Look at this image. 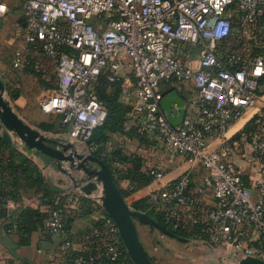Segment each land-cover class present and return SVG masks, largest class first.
I'll return each instance as SVG.
<instances>
[{"label": "built area", "instance_id": "1", "mask_svg": "<svg viewBox=\"0 0 264 264\" xmlns=\"http://www.w3.org/2000/svg\"><path fill=\"white\" fill-rule=\"evenodd\" d=\"M7 11L0 0V17ZM22 21L23 43L39 46L42 58L55 67V92L40 109L61 116L70 140L86 144L106 118L94 92L98 77L107 73L110 82L120 81L121 98L140 129L208 172L195 194L188 173L176 179L166 218L179 220L181 209L197 207L198 197L209 189L216 207L197 214L194 223L232 247L237 262L246 257L264 262V253L243 239L244 230L264 237V141L255 148L263 176L255 196L207 144L210 135L226 133L235 116L256 103L264 77V0H25ZM234 25L259 42L257 50L225 47ZM178 46L197 47L196 69L177 58ZM23 58L16 51L13 67L21 68ZM163 82L189 83L198 91L197 125L169 124L159 105ZM148 174L152 183L163 179L156 168ZM64 220V205L52 208L49 233L63 238ZM106 229V259L98 264H115L125 249L114 223ZM95 260L76 257L70 264Z\"/></svg>", "mask_w": 264, "mask_h": 264}, {"label": "crops", "instance_id": "2", "mask_svg": "<svg viewBox=\"0 0 264 264\" xmlns=\"http://www.w3.org/2000/svg\"><path fill=\"white\" fill-rule=\"evenodd\" d=\"M23 1L3 0L8 9L7 13L0 17L5 21L3 30L12 29L14 25L12 23L14 22L17 26L21 23V27L23 28L21 17L23 7L21 3ZM21 33L16 32L14 38L18 40ZM258 43L252 40L245 32H241L239 27H235L233 35L225 47L248 53L252 50H257ZM29 55L39 69L50 68L48 66L54 67L48 60V66H45L43 64L44 58L39 57L32 51H30ZM175 55L189 67L193 69L197 68V47L180 46L176 49ZM5 70H7V67L4 64V57L0 54V77L4 75ZM0 79L2 80V78ZM2 82L4 81L2 80ZM167 87H172L178 97L186 102L187 113L185 121L188 120L193 125H197L199 123L197 110V103L199 101L198 91L189 83L163 82L161 90L164 95L166 94L165 90ZM120 99L124 103L121 94ZM171 107L174 110L177 109L175 104H172ZM12 109L25 124L42 134L45 132L38 127V124L46 122L48 116H55L43 113L39 103L40 113L37 125H34L36 120L33 119V122H29L24 117L25 115L17 112L14 107ZM253 120H255L254 128L251 129L249 127L246 130L248 123ZM125 131V135L117 137L123 153L126 156L136 154L141 157L144 163L142 167L143 172L146 173L149 168H156L163 174V179L159 183L151 182L135 190H132V185L128 179H117V188L124 194L123 199L129 207L132 208L135 203L150 198L154 211L165 213L171 202L169 197L171 186L180 175L185 173H188L190 176V192L195 194L196 189L202 184L203 177L208 175L206 170L199 165L191 166L184 156L175 154L168 149L156 134L143 132L136 119L132 116H129ZM11 138L14 142L10 145L16 152L38 168L45 183L50 188L52 185L65 189V191L60 193V198H62V203L65 207L67 231L63 238L54 235L46 238L45 233L42 231L33 232L30 234L27 245H19V236L16 233L5 231L3 226L6 222L0 219V264H69L70 259L76 255L98 254L108 239L106 227L109 218L99 200L101 191L97 192L98 186L96 183L93 180H86L82 171L71 172L72 176L76 179V182H72L56 167L54 161L48 162L43 157L36 156L33 151L25 148L17 138L13 136ZM51 139L62 143L68 142V140H65L67 139L65 133L53 135ZM261 141H264V84H260L258 87L254 107L240 111L223 135L213 134L207 138L208 147L222 154L225 164L240 174L243 184L251 191L253 196H255L257 187L263 178L261 173L262 162L255 151L256 145ZM74 146L78 153H81L83 145L78 143L74 144ZM63 167L66 169V164H63ZM91 184H94V187H91ZM215 207L216 201L211 191L207 189L203 195L198 197L197 207L193 209H181V219L186 225L188 223L189 225L194 224L197 214ZM5 208L13 216L23 209H35L43 213L48 211V207L45 206L42 196L33 191L22 193L19 201H8ZM138 224L142 228L139 229L135 223L139 240L147 256L155 264L153 258H157V256L162 254L161 247L166 243L163 238L166 237H160V239L156 240L154 230H151L147 225L140 222ZM141 230L144 233L143 237L140 233ZM243 234V239L248 246H252L251 241L258 237L257 234L250 230H244ZM204 235L208 241L212 240L214 236L217 237L211 231H205ZM217 239L219 238L217 237ZM185 240L187 241L182 243L189 241V239ZM191 240L208 242L202 239ZM154 242L157 243V247L155 248L153 246ZM258 251L264 253L261 250Z\"/></svg>", "mask_w": 264, "mask_h": 264}, {"label": "trees", "instance_id": "3", "mask_svg": "<svg viewBox=\"0 0 264 264\" xmlns=\"http://www.w3.org/2000/svg\"><path fill=\"white\" fill-rule=\"evenodd\" d=\"M29 49L42 58L40 47L37 45H28ZM25 53L23 57H25ZM34 66V60L29 55L26 57ZM26 58H23V63ZM107 73L101 74L94 84V92L97 101L106 110V118L102 125L97 127L87 142L90 155L101 160L106 164L117 188V179H128L132 185V190L146 186L152 182V177L148 171H142L144 166L143 159L136 154L126 156L117 137L125 135L126 123L130 116V106L123 103L120 99L121 86L120 81L110 82ZM260 84H264V77L260 80ZM6 86V85H5ZM172 87H167L165 93L173 91ZM9 94V93H8ZM12 100H16L17 96L9 94ZM48 99V97L46 98ZM58 120L61 122V116ZM61 124V123H60ZM62 125V124H61ZM255 120L248 123L246 130L254 128ZM63 126V125H62ZM38 127L43 131L55 130L57 133H64L65 130L54 129L53 124L39 123ZM61 127V126H59ZM64 127V126H63ZM118 189V188H117ZM25 191H33L42 196L45 206L48 207L46 213L35 209H23L14 216L6 210L8 201H19L22 193ZM119 191V189H118ZM124 198V194L119 191ZM61 194L53 191L46 183L37 167L32 165L27 159L21 156L14 148L6 143L0 135V219L5 220L3 226L7 232L16 233L19 236V245H27L29 243L30 234L37 231L45 233L48 238L51 234L46 228V222L49 219V211L59 204H63ZM133 210L142 212L153 219L159 226L163 227L176 237L184 239H202L208 241L204 235L206 228L200 223L186 225L180 218L179 220H170L166 218L165 213L155 212L150 198L143 199L135 203ZM112 223L108 219V224ZM64 229L67 231V222L64 220ZM106 244L98 254L91 253L87 255H76V257H93L96 258L93 264H98L106 259ZM264 250V242L260 246ZM151 260V259H150ZM70 264V262H69ZM115 264H132L125 250Z\"/></svg>", "mask_w": 264, "mask_h": 264}, {"label": "water", "instance_id": "4", "mask_svg": "<svg viewBox=\"0 0 264 264\" xmlns=\"http://www.w3.org/2000/svg\"><path fill=\"white\" fill-rule=\"evenodd\" d=\"M4 95V83L0 79V131L3 140L8 144H12L14 141L11 136L17 138L25 148L33 151L36 156H41L48 162L54 161L56 167L72 182H76V179L71 174L72 171H82L86 180H93L100 187L101 195L99 200L101 205L108 218L116 226L119 238L132 264H153L139 240L135 221L147 225L151 230L159 231L164 236L174 238L180 242L187 241L176 237L159 226L146 214L129 207L116 188L104 162L90 154L78 153L72 143L59 142L30 128L13 111ZM172 104L176 105V110L172 109ZM159 105L170 125L179 126L184 122L187 113L186 102L178 97L176 91L166 93ZM63 164H66V169H64ZM91 187H94V184H91ZM51 188L59 193L65 191V189L52 185ZM236 264H264V262L256 258L246 257Z\"/></svg>", "mask_w": 264, "mask_h": 264}, {"label": "rangeland", "instance_id": "5", "mask_svg": "<svg viewBox=\"0 0 264 264\" xmlns=\"http://www.w3.org/2000/svg\"><path fill=\"white\" fill-rule=\"evenodd\" d=\"M23 2L21 3L22 5L24 4ZM4 25L5 21L0 18V54L4 57V64L7 67V70L4 71V75L0 77L4 81V96L17 112L25 115L24 117L29 120V122H33V119L36 120L34 125H37V119L40 113L39 103L46 100L56 89L55 68L47 65L49 60L43 59V64L50 68L39 69L26 58L29 56L31 50L29 49L30 47L23 43L22 33L18 40L14 38L16 32H22L23 30L21 23H19L18 26L15 22L12 23L13 27L9 30H3L2 28ZM18 50L22 51V53L24 51L27 56L24 57L26 60H24L22 67L16 69L13 67V59ZM8 93L17 96L16 100H12ZM45 123L53 124L56 130H65L64 133L67 135V139L65 140L75 145L78 144L69 139L70 128L64 126L60 120H58V116H48ZM44 132L43 135L48 138H52V136L56 134H64L57 133L58 131L55 132L53 129ZM81 153L86 155L90 154L87 143L83 145ZM100 191V187L98 186L97 192ZM135 223L139 229H142L138 222ZM140 233L143 237L144 233L142 230ZM154 233L156 240L160 239V237H166L163 238L166 243L161 247L162 254L157 256V258H153L155 264H236L237 262L232 247L221 242L216 236L212 237V240L206 243L200 240H189L187 243H182L174 238L163 236L157 230H154ZM262 242H264V237L258 236L255 240L251 241V247L264 252L263 249H260ZM153 246L154 248L157 247V243L154 242Z\"/></svg>", "mask_w": 264, "mask_h": 264}]
</instances>
